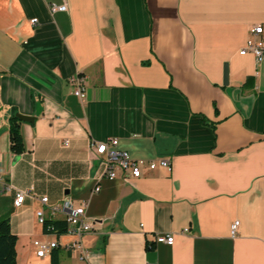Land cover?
I'll return each instance as SVG.
<instances>
[{"label": "crops", "instance_id": "obj_1", "mask_svg": "<svg viewBox=\"0 0 264 264\" xmlns=\"http://www.w3.org/2000/svg\"><path fill=\"white\" fill-rule=\"evenodd\" d=\"M256 26L264 0H0V221L17 264H264V60L240 54ZM17 114L35 119L20 156ZM113 139L171 171L100 179L91 144ZM17 191L30 192L21 207ZM65 200L86 206L91 233L39 223L65 222L51 210ZM36 241L58 248L38 257Z\"/></svg>", "mask_w": 264, "mask_h": 264}, {"label": "built area", "instance_id": "obj_2", "mask_svg": "<svg viewBox=\"0 0 264 264\" xmlns=\"http://www.w3.org/2000/svg\"><path fill=\"white\" fill-rule=\"evenodd\" d=\"M52 13L66 12L68 7L66 4L62 6L53 5L50 8ZM37 20H33L32 24L36 25ZM241 55L252 54L258 63L264 60V27L256 26L250 31V37L247 40L246 46L241 50ZM70 85L74 89V96L77 97L81 102L86 99V77L83 75H75L70 79ZM118 141L108 140L102 143H92L91 149L103 169L100 179H107L115 181L118 179V171L121 172V177L125 182H129L131 179H139L142 177L143 167L147 166L150 170L156 169L159 165L171 171V165L166 160L159 162H146L142 160L133 159L128 152L117 149ZM12 188V187H11ZM100 188L96 187L95 193H99ZM30 195L29 191H17L15 206L21 207L26 199ZM41 202L44 206L50 207L49 199L43 197ZM54 213L62 212L65 214V222L68 225L67 235L81 237L87 233H91L95 227L94 224L86 218V206L74 207L71 200H65L60 205L51 207ZM37 218L42 226H45L47 219L44 211L37 213ZM239 226V222H235L232 227L233 235L236 234ZM48 233H54V229L49 226L47 227ZM159 243L173 246L175 238L173 235H164L157 238ZM36 248V254L38 257H44L50 254L54 249L58 248L57 242L43 243L36 241L34 242ZM80 252L82 257L88 258V252L84 249L81 243H78L74 247Z\"/></svg>", "mask_w": 264, "mask_h": 264}, {"label": "trees", "instance_id": "obj_3", "mask_svg": "<svg viewBox=\"0 0 264 264\" xmlns=\"http://www.w3.org/2000/svg\"><path fill=\"white\" fill-rule=\"evenodd\" d=\"M1 112V106H0ZM22 122L14 116L10 119V144L11 151L20 156L25 152L24 141L21 133ZM51 226L54 234L59 236L67 235L68 225L66 222L47 221L44 228ZM17 242L18 238L12 233L10 220L3 219L0 221V264H17ZM56 251L54 249L52 254ZM57 253L53 256V264H57Z\"/></svg>", "mask_w": 264, "mask_h": 264}, {"label": "water", "instance_id": "obj_4", "mask_svg": "<svg viewBox=\"0 0 264 264\" xmlns=\"http://www.w3.org/2000/svg\"><path fill=\"white\" fill-rule=\"evenodd\" d=\"M16 117L22 122V123H34L35 119L32 117H25L22 115L17 114Z\"/></svg>", "mask_w": 264, "mask_h": 264}]
</instances>
